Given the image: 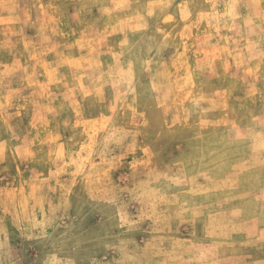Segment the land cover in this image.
I'll use <instances>...</instances> for the list:
<instances>
[{"label":"clouds","instance_id":"9594fccd","mask_svg":"<svg viewBox=\"0 0 264 264\" xmlns=\"http://www.w3.org/2000/svg\"><path fill=\"white\" fill-rule=\"evenodd\" d=\"M0 264H264V0H0Z\"/></svg>","mask_w":264,"mask_h":264},{"label":"rangeland","instance_id":"374dc122","mask_svg":"<svg viewBox=\"0 0 264 264\" xmlns=\"http://www.w3.org/2000/svg\"><path fill=\"white\" fill-rule=\"evenodd\" d=\"M21 7H23V4H21ZM233 95L234 96H241V97H243L244 93H243V91H237V92L233 93ZM258 113H259V106L257 105V114ZM226 124H227V121H221V122H219V123H217L215 125V128L218 129V130L223 129ZM203 127L206 128L207 127V124L203 125ZM217 135L223 136V135H225V133H223L221 131H218L217 132Z\"/></svg>","mask_w":264,"mask_h":264}]
</instances>
